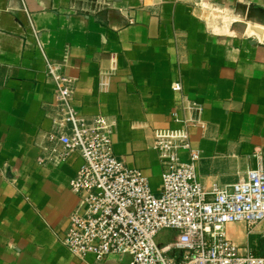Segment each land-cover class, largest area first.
<instances>
[{"label":"crops","instance_id":"1","mask_svg":"<svg viewBox=\"0 0 264 264\" xmlns=\"http://www.w3.org/2000/svg\"><path fill=\"white\" fill-rule=\"evenodd\" d=\"M238 4L264 11V0H0V264H96L60 240L78 202L68 188L78 151L38 161L48 153L54 98L44 55L73 79L80 114L114 122L115 155L142 169L156 192L162 167L153 129L174 126L175 80L202 106L205 127L190 126L189 142L200 151L205 186L235 181L257 151L264 163V40L214 22L213 12L233 15ZM263 229L264 221L250 233L231 222L225 234L264 255Z\"/></svg>","mask_w":264,"mask_h":264},{"label":"built area","instance_id":"2","mask_svg":"<svg viewBox=\"0 0 264 264\" xmlns=\"http://www.w3.org/2000/svg\"><path fill=\"white\" fill-rule=\"evenodd\" d=\"M29 22L36 35L30 18ZM43 57L54 98L51 126L43 135L48 153L38 161L57 163L75 150L82 161L68 181L78 202L60 238L72 255L79 259L91 255L96 264H106L109 254L128 256L118 264H264V255L225 234L228 223L242 221L250 233L264 221L260 152L235 181L205 186L197 172L200 151L189 142L190 126L205 127L202 106L182 94V84L175 80L171 89L179 97L169 114L174 126L153 129L152 147L162 167L156 192L142 169L115 155L114 122L80 114L71 101L73 79ZM163 231H171L172 237L160 244L157 237Z\"/></svg>","mask_w":264,"mask_h":264},{"label":"rangeland","instance_id":"3","mask_svg":"<svg viewBox=\"0 0 264 264\" xmlns=\"http://www.w3.org/2000/svg\"><path fill=\"white\" fill-rule=\"evenodd\" d=\"M241 4L235 5L237 9L232 15L226 10H221L214 13V22L218 27H221L223 31L233 30L234 32H244L251 37H255L259 40H264V30L262 34L256 32L255 28L263 27L264 28V11H254V12H245L241 11ZM220 28V29H221ZM244 224L242 221L239 222ZM172 237L171 231H163L158 237L157 241L160 244L168 242ZM255 253V252H254ZM259 252L256 251V254ZM260 254V253H259Z\"/></svg>","mask_w":264,"mask_h":264}]
</instances>
